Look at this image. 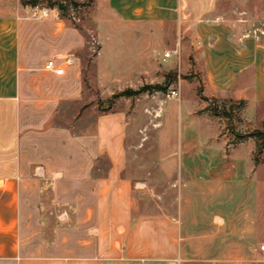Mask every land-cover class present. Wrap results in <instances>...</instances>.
<instances>
[{
	"label": "crops",
	"instance_id": "1",
	"mask_svg": "<svg viewBox=\"0 0 264 264\" xmlns=\"http://www.w3.org/2000/svg\"><path fill=\"white\" fill-rule=\"evenodd\" d=\"M104 1L122 24L179 26L180 54L170 68L180 61V71L194 72L197 100L208 101L201 87L208 99L264 105V0ZM31 11L20 0H0V264H264L258 201L243 208L253 180L234 194L227 169L215 177L205 163L194 173L188 167L184 183L202 192H182L170 211L145 212L123 177V112L98 115L83 132L48 126L62 97L39 98L38 90L66 93L56 84L72 87L73 64L57 76L31 58H55L71 46H51L54 33L36 30ZM50 14L48 25L62 23ZM27 84L36 89L32 100L23 96ZM206 128L203 148L213 142ZM243 145L249 150L234 162L252 163L257 139L236 143Z\"/></svg>",
	"mask_w": 264,
	"mask_h": 264
},
{
	"label": "rangeland",
	"instance_id": "2",
	"mask_svg": "<svg viewBox=\"0 0 264 264\" xmlns=\"http://www.w3.org/2000/svg\"><path fill=\"white\" fill-rule=\"evenodd\" d=\"M64 1L67 10L53 9L62 22L59 25L50 26L45 18L35 16L34 7L30 18L36 30L54 33L49 40L51 46L66 49L71 46L62 55L53 57L75 59L73 66L67 68V77L75 79L72 87L56 84L57 89L66 93L49 96L38 90L39 98L62 97L48 126L59 125L83 132L95 126L98 115L123 112L126 118L123 177L134 184L137 203L145 212L156 210L160 205L170 211L178 207L182 192L201 193L202 190L192 189L183 179L190 175L188 167L192 172L198 168L202 171L205 163L210 170L206 175L216 177L226 169L231 172L235 179L231 185L234 194L240 193V187L244 192L253 180L254 190L249 191L252 195L243 208H255L258 201L259 218L264 221V149L261 154H253L252 163L246 158L243 163L234 162L239 153L249 150L244 145L236 147L242 141L239 136L264 128V105L250 108L243 101L197 100L200 83L194 79V72L180 71V61L175 68H170L180 54L177 24H122L110 15L104 0ZM40 8L48 7L43 4ZM173 48L177 53L163 62V53ZM49 58L48 55L32 57V66H44ZM170 73H173L171 83L166 90L144 89L147 85H164ZM127 89L138 93L112 100L114 95ZM172 89L179 91V98L171 97ZM32 91L36 89L27 84L23 93L25 100L34 98ZM206 127L214 135L213 142L203 148L198 143L206 139ZM99 163H103L102 169L108 168L105 158ZM231 203L237 204V201Z\"/></svg>",
	"mask_w": 264,
	"mask_h": 264
},
{
	"label": "trees",
	"instance_id": "3",
	"mask_svg": "<svg viewBox=\"0 0 264 264\" xmlns=\"http://www.w3.org/2000/svg\"><path fill=\"white\" fill-rule=\"evenodd\" d=\"M21 4L23 6H32L35 7L39 4H46V6L50 9L56 8L59 12H63L68 9V5L66 1L64 0H20ZM76 5L77 3L74 2ZM173 73H170L166 77V81L164 85L161 84H155V85H147L144 87V89H147L149 92H153L154 90H166L167 86L171 83V76ZM138 91H134L132 89H127L125 91H122L116 95L113 96L114 100L115 98H118L120 96H133L137 94ZM198 95L202 97L204 100H209L207 97L203 96L202 88H198ZM248 136L255 137L257 139V154H261L264 149V128L263 129H255L252 133L246 134V135H240L241 140L245 139Z\"/></svg>",
	"mask_w": 264,
	"mask_h": 264
},
{
	"label": "built area",
	"instance_id": "4",
	"mask_svg": "<svg viewBox=\"0 0 264 264\" xmlns=\"http://www.w3.org/2000/svg\"><path fill=\"white\" fill-rule=\"evenodd\" d=\"M43 4H39L34 7V15L40 16L43 18H48L50 16V9L48 8H40ZM177 53V50L171 49L164 53L163 61H166L168 58ZM73 64V60L71 58L61 59V58H50L44 64V70L46 72L52 73L57 76H62L65 74V67L67 65ZM171 97L179 98V91L176 89H172L170 91ZM261 249L264 250V244L261 245Z\"/></svg>",
	"mask_w": 264,
	"mask_h": 264
}]
</instances>
